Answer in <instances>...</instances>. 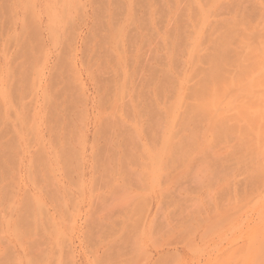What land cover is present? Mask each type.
Listing matches in <instances>:
<instances>
[{"label": "rangeland", "instance_id": "rangeland-1", "mask_svg": "<svg viewBox=\"0 0 264 264\" xmlns=\"http://www.w3.org/2000/svg\"><path fill=\"white\" fill-rule=\"evenodd\" d=\"M0 264H264V0H0Z\"/></svg>", "mask_w": 264, "mask_h": 264}]
</instances>
